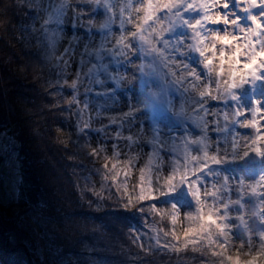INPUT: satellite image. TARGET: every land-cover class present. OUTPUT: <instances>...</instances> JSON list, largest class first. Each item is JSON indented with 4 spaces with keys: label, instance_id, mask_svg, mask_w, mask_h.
<instances>
[{
    "label": "snow or ice",
    "instance_id": "1",
    "mask_svg": "<svg viewBox=\"0 0 264 264\" xmlns=\"http://www.w3.org/2000/svg\"><path fill=\"white\" fill-rule=\"evenodd\" d=\"M96 3L99 7V0ZM89 7L66 0L58 5L52 0H17L2 7L4 14L15 8L33 20L31 33L27 26L22 28V39L31 42L35 38L42 45L43 57L38 62L42 72L45 64L50 69L45 83L57 103L63 97L65 110L76 117L78 134L93 131L91 120L80 125L92 88L103 89L97 91L98 97L119 95L127 100L126 110L108 117L107 125L101 117L97 131L114 135H105L91 149V155L102 157L104 164L97 169L102 177L100 189L89 188L95 197L89 206L99 209L111 202L133 215L167 217L173 225L171 240L156 249L144 248L146 253H180L191 247L192 252L211 250L219 264H264V191L257 192L264 190V133L260 131L264 115L256 119L264 113V0H143L135 4V19L129 3L121 6L119 34H115L114 17L107 14L94 29L90 17L98 13L93 10L86 15ZM104 7L106 12L113 11L111 5ZM42 11L47 15L40 17ZM38 17L42 23L37 28ZM69 22L71 35H67ZM126 23L133 28H126ZM130 64L135 65L131 75L126 67ZM186 85L198 90V98H192L196 110L191 114L183 105L176 111L170 98L173 89L190 95ZM220 105L235 109L233 114L245 129H257L243 146L234 139L229 149L227 140L220 141ZM245 114L252 119H245ZM189 121L195 123L196 131L189 132ZM177 139L183 145L182 153L160 149L163 155L156 154L153 163L154 152L148 151L143 160L145 148ZM130 177L134 182L130 183ZM246 187L259 200L252 212L259 223L245 219ZM233 192L238 197L235 200ZM32 211L37 217L32 229L37 264H63L50 242H37L48 239L42 223L45 210ZM181 214L186 225L182 234L175 230ZM141 238L137 234L134 239ZM154 239L159 243L158 235ZM42 249L45 258L40 260ZM94 255L89 264H110L107 257Z\"/></svg>",
    "mask_w": 264,
    "mask_h": 264
},
{
    "label": "trees",
    "instance_id": "2",
    "mask_svg": "<svg viewBox=\"0 0 264 264\" xmlns=\"http://www.w3.org/2000/svg\"><path fill=\"white\" fill-rule=\"evenodd\" d=\"M16 2L0 0V132H8L11 140L8 151L0 156V177L7 172L15 176V194L9 200L0 197V264H37L32 251L37 219L33 209L45 210L42 223L48 230V239L37 242H50L63 264H89L95 253L107 257L110 264H219L207 249L146 253L144 248L156 249L171 240L173 225L167 217L133 215L111 202L99 209L89 206L95 199L89 188L101 186L97 169L102 168L95 163L102 157L87 154L92 132L78 134L76 117L65 110L63 97L58 104L50 93L45 83L49 66L45 64L42 72L38 62L42 45L35 38L22 39V28L27 26L31 33L33 20L15 8L3 13V5ZM40 17L35 21L37 28ZM51 73L54 78V68ZM65 93L70 95L67 89ZM89 119L84 109L81 127ZM12 205L18 206L14 218L9 217ZM183 227L177 221L175 230L182 234ZM137 234L142 238L134 239ZM157 235L159 243L154 239ZM45 252L42 249L40 260Z\"/></svg>",
    "mask_w": 264,
    "mask_h": 264
},
{
    "label": "rangeland",
    "instance_id": "3",
    "mask_svg": "<svg viewBox=\"0 0 264 264\" xmlns=\"http://www.w3.org/2000/svg\"><path fill=\"white\" fill-rule=\"evenodd\" d=\"M61 2V0H52V4L53 5H58ZM66 2L69 3H84L85 5H90L89 8L85 9V14L88 15V13L90 11H97V15L94 17H90L93 20V25L92 27L94 29H98L99 28V24L103 21V19L105 18V14H107L108 16H113L115 19V24L113 25L114 30H115V34H119V14L121 11V6H127L129 3L133 4V8L130 10L132 12L133 15V19H135V4L137 3H142L143 0H99V7L97 6L96 0H66ZM111 5L113 6V11L112 12H106V8L104 7V5ZM49 11H51V9H49ZM43 12V11H42ZM128 11H125L124 16H125V20H127L128 17ZM47 13L43 12L42 17L46 16ZM142 15V13H141ZM126 28H133L132 25L129 24H125ZM71 23L69 22L68 25V32L67 35H71ZM79 35V33H77ZM98 39V38H97ZM66 42V41H65ZM114 42V40H113ZM81 47H83L81 45ZM77 60L80 59L79 55H77L76 57ZM115 64V62H113ZM138 63V62H137ZM135 65H126V67L129 69V75H131V69L134 67ZM167 70V69H166ZM176 71L178 72V68L176 69ZM120 72L123 73V69H120ZM72 77L69 76V79H71ZM88 83V82H85ZM125 83H127V81H125ZM88 86L91 88V84L89 83ZM179 87V86H178ZM186 87L189 89V94H184L183 93V89H173L172 92V96L170 97L171 99H173L174 105H175V109L176 111L180 110L181 105L184 106L185 110L188 111L190 114L194 113L196 110V105L192 103V98L196 97L198 98V90H193L191 85H186ZM80 93H81V97H83L82 93L84 92V88L81 87L79 89ZM97 91L103 92V89H96V88H92V95L90 97V104H89V108H86V112L88 117L90 118L89 120H91V127L93 129L91 136H90V140H91V148L88 150L87 154L91 153V149L92 147L96 146L97 141L100 140L101 142L103 141L105 135H107L109 138L111 136L114 135L113 132H108V133H104V132H100L97 131L100 129L101 127V117L103 118L102 123L104 125H107L109 123V119L108 117L110 116H117L119 115L120 112L125 111L126 110V104H127V100L126 99H122L121 96L117 95V96H113L111 99L107 98V97H102V96H97L96 93ZM126 95V94H125ZM187 98V99H186ZM113 100L115 101V103H113ZM104 109H109L110 111H104ZM235 112V109H231V108H227L224 105H220L219 106V113H218V124H219V128L217 129V131L220 132V136L219 139L221 142H223L224 140H227L229 142V149H230V144L231 141H233L234 139L236 140V142L238 143V146H243L244 144H246L248 142V140L251 139L252 136L256 135L257 133V129H253V128H247L245 129L242 126V123L238 120V118L233 114ZM225 113H227V119H225ZM200 116H205V114L203 112L199 113ZM264 115V113L258 114L256 119L259 121L260 116ZM245 119H252L250 114H245L244 116ZM208 117L205 116V120H207ZM173 120H175V118L173 117ZM181 128L185 127V125H180ZM188 127H189V132L192 131H196V125L195 123H193L192 121L188 122ZM200 127H203V125H200ZM125 131H124V135L127 136L128 135V131H127V125L124 126ZM133 133H135L136 129L132 130ZM173 131H175V129H173ZM260 131L262 133H264V124L260 125ZM215 139V137L213 138ZM2 147V146H0ZM109 149L111 148V143H109L108 145ZM121 147H124V144H121ZM182 143L179 142V140L177 139V141H171L169 140V142L165 145H161L159 143V141H157L154 145V147H148L144 149V155H143V160L146 161L147 160V152L148 151H153L154 152V159H153V163L156 162L155 160V155L156 154H160L163 155V152H160V149H163L165 152L172 150L178 153H182ZM134 151H136V149H133ZM2 150H0L1 152ZM5 152L1 153V155L5 154ZM104 164V160L99 159V161H96L95 166L97 168H102ZM15 179L14 173L10 172V173H4L3 177H0V197L3 198L4 200H9L11 198V196H13L15 194V190H14V185H13V181ZM98 180V177L95 178ZM134 182L131 177H130V183ZM248 183H252L251 181H249ZM264 190L258 188L257 192H262ZM9 197V198H8ZM252 197L251 202H248V198ZM238 197L235 195V192H233L232 195V199L235 200ZM243 198L245 200V219L246 220H254L255 223H259V218L258 217H253L252 216V212L254 210V208L259 204V200H257L251 193V190L249 188H245L243 191ZM16 205H12L10 208V212H9V217L10 218H14L18 212V206ZM231 215H235L234 213ZM178 221L180 222V224L185 225L184 222V218L183 215L181 214V216L179 217ZM236 243H239L238 241ZM255 243V241H254ZM230 254H234L230 253ZM242 259H246L247 257H241ZM217 260L219 261V258L217 257Z\"/></svg>",
    "mask_w": 264,
    "mask_h": 264
},
{
    "label": "built area",
    "instance_id": "4",
    "mask_svg": "<svg viewBox=\"0 0 264 264\" xmlns=\"http://www.w3.org/2000/svg\"><path fill=\"white\" fill-rule=\"evenodd\" d=\"M9 142H10V136L8 132L6 131L0 132V146H2L0 147V150H2L0 154L8 150Z\"/></svg>",
    "mask_w": 264,
    "mask_h": 264
}]
</instances>
